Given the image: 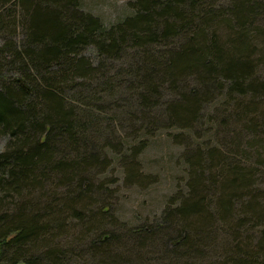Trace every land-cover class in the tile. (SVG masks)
Returning <instances> with one entry per match:
<instances>
[{
    "label": "trees",
    "instance_id": "16d2710c",
    "mask_svg": "<svg viewBox=\"0 0 264 264\" xmlns=\"http://www.w3.org/2000/svg\"><path fill=\"white\" fill-rule=\"evenodd\" d=\"M133 10L106 28L80 11L78 0H0V34L13 35L18 26L23 30L22 40L0 46V133L8 136L0 153V263L86 262L84 255L56 244L69 217L86 226L75 241L89 239L84 252L91 260L125 257L112 255V245L132 254L165 239L171 250L162 257L172 258L173 264L196 259L195 253L225 227L237 237L234 229L239 228L230 222L233 201L247 198L240 208L243 215L254 224L262 221L264 197L251 189L253 174L235 156L245 133L264 148V81L254 74L264 62V28L254 25L256 16L264 19V2L237 0L224 11L206 0H137ZM88 45L107 59L138 58L129 73L138 81L128 89L136 98L127 106L138 102L142 120L150 121L165 90L173 94L164 110L168 127L190 136L206 126L185 156L189 179L179 206L168 209L161 224L127 230L117 238L91 237L109 220L82 214L95 201L93 194L102 195L89 176L103 165L99 152L88 151L91 131H100L90 123L102 121L90 101L114 89L82 56ZM216 95L225 115L219 125L227 132L223 138L219 126L202 120ZM229 125L237 132H228ZM209 137L234 149V157L200 143ZM224 252L228 256L212 264H264V229L257 243L246 239Z\"/></svg>",
    "mask_w": 264,
    "mask_h": 264
},
{
    "label": "rangeland",
    "instance_id": "374dc122",
    "mask_svg": "<svg viewBox=\"0 0 264 264\" xmlns=\"http://www.w3.org/2000/svg\"><path fill=\"white\" fill-rule=\"evenodd\" d=\"M136 1L78 0V3L80 11L92 15L103 26L110 28L132 15L133 4ZM234 1L237 0H206L214 9L224 11L232 6ZM255 1L264 2V0ZM254 22V25L264 28V19H261L260 15L254 18ZM22 34L23 30L20 26L16 27V32L13 35L0 34V46L5 42H19L23 39ZM82 56L88 59L92 68L96 69V73H103L101 82L108 86H114L113 91L107 89L109 95L106 97L104 95V99L97 97L90 101L93 114L102 121L90 123L91 125L95 123L94 125L98 126L100 131L99 133L91 131L93 147L88 151L99 152L98 157L103 165L91 169L89 176L92 183L99 187L98 190L102 192V195L97 192L93 194L95 201L86 210H83L82 214L92 218L93 212V214H100L109 220L95 233L92 232L91 237L98 234L101 236L112 234L117 238L123 236L127 230L141 226H157L162 223L165 212L179 206L181 198L187 192L189 175L185 156L193 148H196L193 145L195 137L198 136L199 130L206 126L195 128L194 132L189 133L190 136L176 126L168 127L164 110L169 101L173 99V94L165 90L160 101L158 100V104L154 105L150 112V121L142 120L144 111L138 102L133 101L132 105L127 106L129 99L136 98L128 89L136 86L138 81V78L129 75L134 69V65L137 64L138 58L137 61H134L124 55L116 59H107L104 55L99 54L94 45L84 48ZM254 74L259 82L264 81V62L256 65ZM118 86L121 88L116 91L115 88ZM216 96L218 98L216 97L205 106L202 117V120L205 118L213 121V127L219 126L225 116L221 112V107L218 106L220 103L217 99L221 96ZM79 105L84 107L82 103ZM154 118L158 121L154 122ZM219 128L221 130L219 138L225 137L227 132H223L225 129L222 126ZM232 129L238 130L230 125L226 130L230 132ZM254 140L248 133L240 136L235 160L242 168L250 169L253 174L251 189L264 197V148L257 145V141ZM7 142L8 136L0 133V153L4 151ZM200 143L220 149L227 157L234 155L232 153L234 149L218 145L213 138L209 137ZM127 161L132 166L129 170L125 165ZM61 190L58 189L59 192ZM95 191H97L96 188ZM245 201L247 198L241 202L233 201L234 208L230 222L234 227L239 228L234 229L238 230L236 238L230 234V231L224 232V229H229L225 227L219 231L215 240L204 244L201 250L195 253L196 259L192 257L175 259L177 262L174 264H212L228 256L224 252L226 249L230 250L235 246H240L246 239H250L252 244L257 243L260 232L264 229V199L259 203L262 206V221L257 224L252 223L248 215H243L244 213L240 210L241 204ZM217 226L222 225L218 223ZM84 229L86 226L81 227L79 221L69 217L64 220L60 237L56 239V244L63 250L71 248L74 250H72L73 252L84 255L83 259L86 262L78 261V264H173L172 258L162 257L165 256V251L171 250V246L165 248V239L156 240L152 245L145 244L142 251H135L132 254H126L122 250L117 252L112 245V255L124 254L125 257L105 259L98 255L94 260H91L90 255L87 257L84 252L89 239L80 244L75 241Z\"/></svg>",
    "mask_w": 264,
    "mask_h": 264
},
{
    "label": "water",
    "instance_id": "95a60500",
    "mask_svg": "<svg viewBox=\"0 0 264 264\" xmlns=\"http://www.w3.org/2000/svg\"><path fill=\"white\" fill-rule=\"evenodd\" d=\"M0 264H2V263H0Z\"/></svg>",
    "mask_w": 264,
    "mask_h": 264
}]
</instances>
